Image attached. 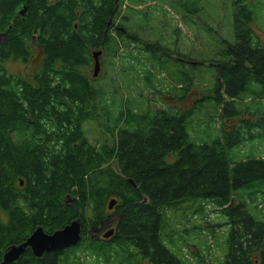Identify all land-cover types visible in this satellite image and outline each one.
<instances>
[{
    "label": "trees",
    "instance_id": "obj_1",
    "mask_svg": "<svg viewBox=\"0 0 264 264\" xmlns=\"http://www.w3.org/2000/svg\"><path fill=\"white\" fill-rule=\"evenodd\" d=\"M154 1L168 10L140 9L143 0H0V264L4 252L37 227L51 234L78 219L82 228H100L110 216L116 218L102 231L104 241L86 239L40 258L27 249L12 264H85L91 257L106 264H192L195 257L194 264H205L202 254L211 241L193 255L189 230L168 221L167 210L181 203L182 219L192 230L213 234L226 227L228 251L214 257L216 264H264V218L250 210H264V155L254 152L264 149V142H256L264 136V115L258 104L251 112L249 103L264 97V43L251 30L264 15V0H225L218 14L221 32L201 31L214 40L220 60L210 61L216 72L212 88L189 109L167 100L168 106L157 109L136 106L128 97L116 98L118 83L114 92L108 89V80L114 84L121 76L122 82L129 77L174 102L189 95L194 80L189 70L204 62L187 58L192 48L183 54L166 46V32H180L169 12L184 25L199 20L209 26L213 17L204 13L209 5ZM150 34L158 39L148 42ZM95 52H101L100 71L93 77ZM17 60H36L28 78L6 69ZM213 94L221 121L243 113L247 121L235 127L220 123L221 138L195 144L187 120L195 116V105ZM85 127L96 135L97 147L87 140ZM25 135L33 148L25 149ZM236 145H245V159L231 166L226 150ZM172 156L174 161H167ZM69 178L74 180L70 202L55 200L58 181ZM245 189H251L250 205L233 194ZM112 197L116 206L108 211ZM195 200H204L224 219L206 229L190 221L195 212L205 215L204 203ZM110 229L114 234L104 239Z\"/></svg>",
    "mask_w": 264,
    "mask_h": 264
},
{
    "label": "rangeland",
    "instance_id": "obj_2",
    "mask_svg": "<svg viewBox=\"0 0 264 264\" xmlns=\"http://www.w3.org/2000/svg\"><path fill=\"white\" fill-rule=\"evenodd\" d=\"M223 2H225V0H207V2H206V0L202 1L203 4L207 3L206 5H209V7L205 6L206 11L204 13L205 14L207 13L208 16L213 17V21H211L209 26H207L205 23H203L201 21L199 23V20L196 21L197 24L193 27H191L188 23L184 25L182 23V21L180 20L181 19L180 17H178L177 15H174L172 12H169L172 20H175L177 26L180 28V32L178 33V35H175L173 30L167 31L166 32V43H165L166 46L169 47L170 49L181 50L183 54H185V52H187V49L192 48V51L189 54L190 56L187 58L191 59V57H193L196 61H199V62L203 61L204 62L203 65H200L196 69L189 70V72L193 75L194 80H193L192 86L189 89V95L186 97L185 101H182V102L175 101L174 102L171 99V97H169V98L162 97L161 98L162 95L149 93V91L147 89H145L140 82H138L134 79L131 82L130 81L131 78L125 77L123 79L124 82H122L121 76H118V80L116 82L112 81V82H114V84H111V82H109V80H108V89L110 90V92H114V90L116 88L118 89V85L116 84V83H118L120 85V88L118 89V92L116 93V98L120 99L121 97H123V98L128 97V98H130L131 102L134 103L136 106L137 105L143 106L145 104H148L149 106H151L152 109H157L158 107L168 106L167 104L163 103V101L167 100V102L170 106H181L180 108H187V109L191 108V106H193L195 103L194 101H196V99L199 96H203L205 93V90H208V88L210 86L212 88L213 83L215 81L216 72H215V68L210 66V64H211L210 61L211 60H220V57L217 56L219 54V49L216 47L214 40H212V39L209 40V38L204 39L201 31L206 30L205 34L208 35L207 32L210 29L209 27H211L212 30H215V31L218 30L221 32V29H223V22H221L219 24V27H217V24H218L219 19H220V18H218V14L221 13V15H222V11L220 10V8L223 6ZM227 3H229V2H227ZM146 6H157V7L163 6L164 8H167V6H165L164 4L159 3L157 1H154V0H143V3L141 4L140 9H143ZM210 6H211V8H210ZM24 9L25 8H23L19 12H21V11L25 12ZM167 10H168V8H167ZM203 16H206V15H203ZM172 23L174 24V22H172ZM170 25H171V27L173 26L172 24H170ZM253 28L251 29L253 31V33H255V34L259 33V36L261 38H263V41H261V42L264 43V15L260 19L259 24L256 26L253 25ZM227 29H228L227 26H225L224 30H227ZM211 32H213V31H211ZM228 33L229 32H226L225 34L228 35ZM158 36H159V34H158ZM158 36H156L155 34H150V35H146L145 38H147V41L148 40L149 41H155L158 39ZM259 36H258V38H259ZM193 63H195V62H193ZM35 64H36V60H30V62H27V64L26 63L23 64V62L21 60L9 61L6 63V69L11 74H13L15 76H19L21 78H28V76L34 71V69L36 67ZM118 65H119V63H118ZM193 65H197V64L195 63ZM177 67H179V66H177ZM107 69H108V77H109V76H111L112 73L108 67H107ZM170 69H172V70L176 69V65H175V67H170ZM168 82H170V80ZM253 87L256 90L260 89L259 86H253ZM139 93L143 94V97H139ZM166 96H168V95H166ZM148 100H150V103H148ZM249 103L251 104V109H250L251 112H254L256 110L255 104H258V106H259L258 112L264 115V97L258 101H253V102L249 101ZM217 104H218V100H215L214 94H213L211 96V98L203 99V102L201 101L195 105L196 106L195 109L197 110L196 114L192 119H190V117L188 118L187 125H186L187 132L189 134V138H190L191 142H193L195 144H203V143L204 144H211L214 141H216L218 138L222 137L223 133L221 131V125H224V124H225V126L233 125V127H235V126H237V124H239L243 121L244 122L247 121L248 114H245V113H243L242 115H240L236 119H230V120H227L226 122L224 120L221 121L220 117L215 112V106ZM220 123H221V125H220ZM88 127H90L91 130L96 131V128L93 127L92 125L88 126ZM84 131H85V135L87 137V140L97 147L99 144V140L96 139V135L94 134L95 135V138H94L93 134L89 133V130H87L86 127L84 128ZM19 135L24 136V129L21 130V133ZM256 142L257 143L264 142V136L262 137V139L257 140ZM246 144H248L249 147L251 148L255 144V142H247ZM24 147H25V149H29V148H33L34 146L30 145V142L28 141L25 143ZM244 147H245V145H243V146H237L236 145V146H233V147L229 148L228 150H226L227 158H228V161L231 164V166H232V164L240 162V161L245 159ZM254 152H255V154L264 155V149L263 148L259 149V151H254ZM104 157L106 158L107 156L104 155ZM167 161L173 162L174 161L173 156L169 157L167 159ZM68 182H66L65 179H61L58 181V184L56 186L57 190L55 191V194H54L55 200L59 199L62 201H69V197H70L69 191L70 190H68V189H69L70 185H71V187L73 186V183H74L73 178H69ZM250 190L251 189L240 190V191L234 192L233 194H234V196L239 194L240 201L244 202L245 204L250 205V196L248 194ZM259 196L263 197V195H261V194H259ZM193 202H195L197 205H201L204 203V200H195ZM259 203H260V201H257V200L255 201V204H259ZM107 204H108V202H107ZM183 206L184 205L181 203L180 206L175 205V207L173 209H170L169 211L167 210L168 221L170 223L172 222V220L175 221L176 222L175 226L181 228L179 231H182L185 229L189 230V234H187L186 236H187V241L189 240V242H188V244L190 245L189 251L193 255H195L199 250V248L197 246H199L205 250L207 239H209L211 241L210 242L211 243L210 250H209V248L206 249L204 254H202V255H204L205 264H216L214 261V257L220 256V253L223 250H224V254L227 253V251H228V247L226 245V240H225V238L227 236L226 227L225 226L216 227L214 230H220V231H214L213 234H211V232L202 233L203 231L200 232L196 229L192 230L191 225L187 224V226H186L185 220L182 219ZM204 207H205V209H204L205 215L202 217L199 214H196V212H195L192 216H189L190 221L196 222L197 225L203 226L204 229H206V228H210V225L213 223H216V221H221L224 219L223 217H221V220L218 219V215L213 210L212 206H207V203H204ZM250 210L256 218H258V217L264 218V210L262 211V213H259L258 209H256V210L250 209ZM160 211L162 214H164V209H161ZM172 216L175 219L172 218ZM110 217L111 218L108 219V221L106 220L107 222L104 221L101 224L106 229L110 225H113L115 218H116L114 216L113 217L110 216ZM1 219L4 220L5 216L2 215ZM167 225H168L167 228L162 232L163 234H166L170 228V225L169 224H167ZM95 229H97V228L95 227ZM91 234L93 236H95L94 229L91 231ZM17 235L18 234L15 232V234L13 235V239H16ZM28 236L24 235L22 237L21 243H23ZM207 236H209V238H207ZM88 240H90V239H88ZM90 241H94V240H90ZM94 242H96V241H94ZM191 244H194L196 246H192ZM15 245H18V244H15ZM15 245H12V246H15ZM124 249H125V247H124ZM184 251H185V253H187L186 248ZM185 256L187 258H189L188 255H185ZM94 259L95 258H93V257H91V259L89 258L87 260V262H85V264H106V259H100L98 261L94 260ZM190 261L192 262V264H194L195 263V257L193 259H191Z\"/></svg>",
    "mask_w": 264,
    "mask_h": 264
},
{
    "label": "water",
    "instance_id": "obj_3",
    "mask_svg": "<svg viewBox=\"0 0 264 264\" xmlns=\"http://www.w3.org/2000/svg\"><path fill=\"white\" fill-rule=\"evenodd\" d=\"M26 10V9H24ZM24 11H22L23 14ZM101 52L93 53L94 67L93 77L98 76L100 71V64L98 56ZM23 186V182H20ZM116 199L112 198L107 205L108 211H111L116 206ZM81 223L80 221L73 220L62 229L56 230L51 234H47L41 227H37L26 238V240L15 246L7 249L2 256L1 264H12L19 260L27 249L33 254L34 257L40 258L43 254H50L66 250L70 247H75L81 240ZM114 234V230L110 229L104 235V239H108Z\"/></svg>",
    "mask_w": 264,
    "mask_h": 264
},
{
    "label": "flooded vegetation",
    "instance_id": "obj_4",
    "mask_svg": "<svg viewBox=\"0 0 264 264\" xmlns=\"http://www.w3.org/2000/svg\"><path fill=\"white\" fill-rule=\"evenodd\" d=\"M14 136H15V133H13L12 132V137L14 138ZM29 140H31V139H29L28 137H27V135H25V137H24V141H25V143L26 142H28ZM27 151V150H26ZM97 229H95V227H91V228H88V227H86V228H82V225H81V240H80V242H79V244L83 241V240H86V239H90V240H94V241H96V243H99L100 241H104L103 239H102V231L104 230V226H100V228H98V227H96ZM94 229V232H95V236H93L92 234H91V231ZM105 242H107V241H105ZM104 243V242H103ZM65 251V250H64ZM26 252V251H25ZM62 252V251H61ZM55 253H58V252H55ZM24 255V254H23Z\"/></svg>",
    "mask_w": 264,
    "mask_h": 264
},
{
    "label": "crops",
    "instance_id": "obj_5",
    "mask_svg": "<svg viewBox=\"0 0 264 264\" xmlns=\"http://www.w3.org/2000/svg\"><path fill=\"white\" fill-rule=\"evenodd\" d=\"M26 79V78H25Z\"/></svg>",
    "mask_w": 264,
    "mask_h": 264
}]
</instances>
